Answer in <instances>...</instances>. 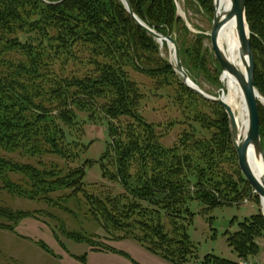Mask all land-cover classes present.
<instances>
[{
	"label": "trees",
	"instance_id": "1",
	"mask_svg": "<svg viewBox=\"0 0 264 264\" xmlns=\"http://www.w3.org/2000/svg\"><path fill=\"white\" fill-rule=\"evenodd\" d=\"M127 1L145 25L175 39L185 68L204 69L208 61L201 37L178 17L175 0ZM245 1L255 87L264 98V0ZM201 2L206 6L210 0ZM11 53L23 59L15 63L8 58ZM131 71L152 78L156 90L173 86L175 104L198 129L189 126L176 146L166 148L158 126L139 114L143 93ZM259 110L264 148V107ZM77 111L86 112L89 119L99 112L110 123L115 172L104 169V176L124 192L115 197L89 195L82 168L67 173L54 166L39 170L0 154L2 188L30 200H46L67 189L76 196L83 193L92 216L113 236L108 244L137 242L166 262L188 264L193 245L182 221L193 216L189 203L199 201L210 212L241 201L235 175L222 162L226 154L238 159L224 109L182 83L161 57L157 41L121 0H0V150L74 160L75 142L67 140L78 124ZM122 118L130 119L125 127L119 125ZM236 174L251 190L237 168ZM11 175L22 176L23 182H14ZM0 211L5 218L14 217L15 226L28 218L38 220L26 212ZM259 238H264V218L256 215L242 223L228 243L243 259L259 252ZM108 244L96 243L92 250L129 258ZM73 257L85 264L87 255ZM200 264L240 263L207 256Z\"/></svg>",
	"mask_w": 264,
	"mask_h": 264
},
{
	"label": "rangeland",
	"instance_id": "2",
	"mask_svg": "<svg viewBox=\"0 0 264 264\" xmlns=\"http://www.w3.org/2000/svg\"><path fill=\"white\" fill-rule=\"evenodd\" d=\"M175 2L178 17L184 21L187 29L193 35L201 37V50L207 54L208 61L202 70L195 67H192V70L187 67L186 69L183 63L182 66L190 79L194 80L195 82H193L205 94L218 98L222 90L221 77L223 71L215 58L210 40L215 16L214 0H210L206 6L202 4L201 0H175ZM22 40L24 41L25 38ZM158 44L161 57L173 67L175 74L183 83L181 75L174 68L176 63L173 57L174 52L167 44L166 47L164 43ZM8 58L15 63L17 60L23 59L18 53H11ZM185 59L189 62L187 58ZM130 76L140 85L143 93L139 114L148 123L158 126V131L163 134L162 144L166 148L176 146L181 135L189 129V126L191 130H193L192 128L198 129L197 124L192 121L193 119L185 117V114L175 104L173 86L156 90L152 78L133 71L130 72ZM172 83H174L173 79ZM260 105L264 107L263 104ZM77 114L79 116L78 124L67 140L69 143L75 142L72 144L74 146V160H66L58 155H43L32 158L18 153L8 154L2 150H0V154L20 164H30L39 170L54 166L63 173H67L73 169L82 168L85 172L83 187L87 194L98 197H105L107 194L115 197L122 194L124 192L122 187L116 181L110 180L108 176H104V169H107L106 173L108 174L115 172V155L110 145L113 142L110 123L99 112L91 119L86 112L77 111ZM211 119L217 120L216 117H211ZM120 122L119 125L125 127L130 119L122 118ZM228 126L230 130L229 118ZM222 162L226 164V169L235 175L232 178L235 180V188H237L235 191L240 195L241 201L216 207L210 212H205L206 206L199 201L189 203V209L193 216H187L185 217L187 221H182L187 227V233L193 245V254L190 256L188 264H200L207 256H215L240 264H264V238L256 240L259 252L243 259L228 243V238L237 233L241 224L247 219L256 215H261L264 218V207L259 195L254 192L250 185L251 190H249L236 174V168L240 170L238 159L236 161L235 156L230 157L226 154ZM240 173L244 177L241 170ZM11 178L16 183L23 182V177L20 175H11ZM245 181L247 182L246 179ZM2 187L3 182L0 180V209L11 210L13 214L26 212L37 217L38 220L28 219L32 225L39 227L42 231L41 235L44 236H40L38 230L36 232L32 228H30L29 233H32L33 236L29 239L18 237L16 230L13 232L15 235L11 234L12 232L3 226L17 227L14 221H11L14 217H10L9 220L0 211V264H57L53 260L57 255L50 247L56 248V246L50 244L45 235L55 239L60 247L63 246L66 250L78 254H81L83 249L97 248L96 243L107 245L113 237H110L103 230L101 223L92 216L90 206L87 204L83 193L76 196L72 189H67L50 194L46 200H30L4 190ZM244 191L245 194H243ZM73 235L80 236V238L78 237L75 241L71 237ZM39 243L48 247L49 252ZM132 243L139 245L137 242ZM108 245H114V242L112 241Z\"/></svg>",
	"mask_w": 264,
	"mask_h": 264
},
{
	"label": "water",
	"instance_id": "3",
	"mask_svg": "<svg viewBox=\"0 0 264 264\" xmlns=\"http://www.w3.org/2000/svg\"><path fill=\"white\" fill-rule=\"evenodd\" d=\"M125 5L127 11L134 18L136 23L157 42L164 41L167 43L169 48H174L175 65L174 68L183 79V83L193 92L197 93L200 97L207 101H211L220 105L227 113L229 118L231 137L234 143V147L238 154L239 167L244 175L245 179L252 187L254 192L259 197L264 199V181L260 182L253 174L248 161V154L251 147H254L264 162V148L262 146L261 135H260V115H259V104L264 105V98L260 95L259 91L255 87V64L251 46V33L247 21L246 12V1L245 0H231V7L229 10H223L222 19L214 16L213 27L210 34L211 46L223 72H229L236 76L238 79L246 103L249 116V126L247 135L240 144L236 142L238 136L237 120L233 109L227 105L220 98H213L205 94L189 77L185 72L181 56L179 52L178 44L175 39L171 36H164L157 33L155 30L149 28L133 13L131 6L127 0H121ZM216 11V5L214 6V13ZM236 20L239 37L241 41V53L238 60H231L225 53L220 49L218 45V36L220 29L224 22ZM242 67L245 68L243 73Z\"/></svg>",
	"mask_w": 264,
	"mask_h": 264
},
{
	"label": "bare ground",
	"instance_id": "4",
	"mask_svg": "<svg viewBox=\"0 0 264 264\" xmlns=\"http://www.w3.org/2000/svg\"><path fill=\"white\" fill-rule=\"evenodd\" d=\"M215 5V14L218 19H222L224 13L223 10H229L231 7V0H214V6ZM158 43L163 44L166 42L159 41ZM218 45L228 58H230L231 60L239 59L241 53V41L236 20H231L229 22L223 23L218 36ZM171 50L174 52V48H171ZM242 69L243 73H245V68L242 67ZM221 83L222 90L218 98L229 105L235 113L238 127V136L236 142L240 144L242 140L245 139L249 126V116L244 99V94L236 76L229 72H222ZM248 161L251 170L257 180L263 182L264 162L262 157L260 156V154H258L254 147H251L249 150Z\"/></svg>",
	"mask_w": 264,
	"mask_h": 264
},
{
	"label": "crops",
	"instance_id": "5",
	"mask_svg": "<svg viewBox=\"0 0 264 264\" xmlns=\"http://www.w3.org/2000/svg\"><path fill=\"white\" fill-rule=\"evenodd\" d=\"M30 228L36 232L38 230L40 236H44L41 235L42 231L39 229V227L32 225V223H30V219H25L21 221L16 227V233L18 234V237H23L24 239L31 238L33 234L29 233ZM45 238H47L50 244L54 245V247L56 246V248H53V246L50 247L57 255L56 258H53L57 264H83L73 257H80L83 255H87L85 264H167L165 261H162L157 256L151 254L139 245L133 244L132 242H120L116 244L114 243L113 245L116 249L127 253L129 256V258H127L116 253L108 251H94L90 248H87L86 250L83 249L81 254H78L77 252H73V254L68 249L66 250L60 247L55 239H51V237L48 235L47 237L45 235Z\"/></svg>",
	"mask_w": 264,
	"mask_h": 264
}]
</instances>
